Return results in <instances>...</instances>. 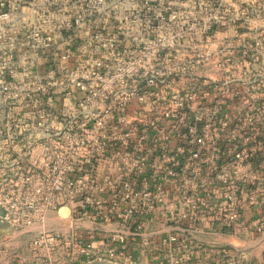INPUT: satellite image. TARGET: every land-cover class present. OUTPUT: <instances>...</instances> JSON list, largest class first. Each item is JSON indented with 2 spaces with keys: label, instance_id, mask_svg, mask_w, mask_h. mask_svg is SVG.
I'll return each instance as SVG.
<instances>
[{
  "label": "built area",
  "instance_id": "2783aa9c",
  "mask_svg": "<svg viewBox=\"0 0 264 264\" xmlns=\"http://www.w3.org/2000/svg\"><path fill=\"white\" fill-rule=\"evenodd\" d=\"M0 224L17 264H258L264 0H0Z\"/></svg>",
  "mask_w": 264,
  "mask_h": 264
},
{
  "label": "rangeland",
  "instance_id": "374dc122",
  "mask_svg": "<svg viewBox=\"0 0 264 264\" xmlns=\"http://www.w3.org/2000/svg\"><path fill=\"white\" fill-rule=\"evenodd\" d=\"M254 137H243V136H224L220 140L221 144L226 145L227 147H231L234 144H240L242 146H248L252 143ZM224 155V164L226 163V159L230 157L232 153L229 151L220 153ZM62 213H67V208L62 209ZM23 241V242H22ZM29 246L27 241L19 238L18 235L13 234L10 227L6 224H0V257L6 256H14V255H25L29 254ZM252 251H256V249H252Z\"/></svg>",
  "mask_w": 264,
  "mask_h": 264
},
{
  "label": "crops",
  "instance_id": "0c3cea01",
  "mask_svg": "<svg viewBox=\"0 0 264 264\" xmlns=\"http://www.w3.org/2000/svg\"><path fill=\"white\" fill-rule=\"evenodd\" d=\"M19 238L24 241L29 240V235H18ZM231 239L243 246L244 251L248 255H252L256 258L258 264H264V230L262 232H252L250 236L243 235H233ZM23 242V241H22ZM256 249V251H252ZM28 260H30L28 258ZM27 263H30L29 261ZM0 264H17L16 260L12 256L0 257Z\"/></svg>",
  "mask_w": 264,
  "mask_h": 264
},
{
  "label": "bare ground",
  "instance_id": "6f19581e",
  "mask_svg": "<svg viewBox=\"0 0 264 264\" xmlns=\"http://www.w3.org/2000/svg\"><path fill=\"white\" fill-rule=\"evenodd\" d=\"M63 209V208H62ZM62 209H61V212H62ZM64 209H66L65 207H64ZM63 214V213H62ZM66 214V213H65ZM65 214H63V215H65Z\"/></svg>",
  "mask_w": 264,
  "mask_h": 264
}]
</instances>
